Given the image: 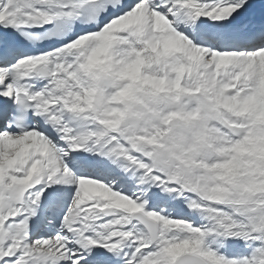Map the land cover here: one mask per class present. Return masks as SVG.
<instances>
[{
  "label": "snow or ice",
  "instance_id": "6c2138e0",
  "mask_svg": "<svg viewBox=\"0 0 264 264\" xmlns=\"http://www.w3.org/2000/svg\"><path fill=\"white\" fill-rule=\"evenodd\" d=\"M0 264H264V0H0Z\"/></svg>",
  "mask_w": 264,
  "mask_h": 264
}]
</instances>
